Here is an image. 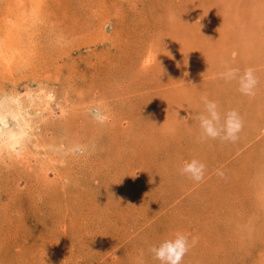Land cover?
<instances>
[{"label":"rangeland","instance_id":"obj_1","mask_svg":"<svg viewBox=\"0 0 264 264\" xmlns=\"http://www.w3.org/2000/svg\"><path fill=\"white\" fill-rule=\"evenodd\" d=\"M41 1L0 0L1 35L21 19L1 81L38 119L0 155V264H160L177 231L196 241L181 264H264V0ZM226 68H253L255 95ZM205 96L239 113L235 142L200 139Z\"/></svg>","mask_w":264,"mask_h":264},{"label":"clouds","instance_id":"obj_2","mask_svg":"<svg viewBox=\"0 0 264 264\" xmlns=\"http://www.w3.org/2000/svg\"><path fill=\"white\" fill-rule=\"evenodd\" d=\"M108 27L110 25H106V28ZM220 76L226 81L236 80L239 85L238 91L241 94L249 97L255 95L254 89L258 84V79L253 68L245 69L242 74L238 68H226L224 72L220 73ZM202 100L204 110L194 117L195 120L199 121L201 129L200 139L202 141L219 139L221 141L235 142L243 128V121L239 113L234 109L221 113L215 101L209 100L207 96L203 97ZM95 119L103 123L107 117L97 111ZM179 119L187 122L189 115ZM205 171L206 165L198 159L184 161L179 169L181 175L197 183L203 181ZM218 175L223 177L224 174L218 172ZM132 206L135 207L134 205ZM195 242V238L190 242L188 235L177 231L170 238H164L157 244L151 245L148 251L152 258L158 260L160 264H181L183 257Z\"/></svg>","mask_w":264,"mask_h":264},{"label":"bare ground","instance_id":"obj_3","mask_svg":"<svg viewBox=\"0 0 264 264\" xmlns=\"http://www.w3.org/2000/svg\"><path fill=\"white\" fill-rule=\"evenodd\" d=\"M42 3L43 2L41 0H30L29 3H27V1L25 0H20V2H18L15 8L17 12L21 14L26 11L29 5L30 11L34 14V16H37L39 11L43 10ZM11 14L12 16L8 17L11 23H8L6 26L5 24L3 25L6 28V30H8V32L5 33L6 36L0 34V155L5 153L6 151L13 152L14 155L21 154L23 151H25V149L27 148V140L29 139L30 132L34 129L36 120H38L36 119V116H34L33 118L31 112L27 110L28 107L26 106L24 107L20 96L16 92L14 94L12 92L8 93L5 89L4 82L1 81L3 79L2 75H5L4 72L7 69L6 66L10 68L11 65L13 64L16 65L19 63V56H18L19 52L16 46H14L15 44L13 40L14 39L13 32H16V29H19L18 26H20V23L18 21H20L21 19L19 18L18 14H16V12L12 10H11ZM9 24H11V28L9 27ZM106 37L108 36L106 35ZM28 95H31V93L29 92ZM53 97H54L53 92L45 91L44 89H42L41 92L35 97L33 95L31 98L34 100V102H36V104L34 105V115H37L38 117H45L44 115H40V112L44 113L43 112L44 107L51 104Z\"/></svg>","mask_w":264,"mask_h":264}]
</instances>
